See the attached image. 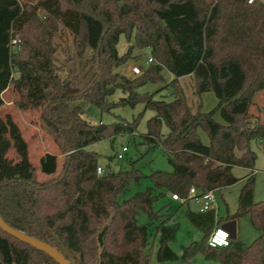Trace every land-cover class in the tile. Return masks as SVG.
Instances as JSON below:
<instances>
[{
  "label": "trees",
  "instance_id": "trees-1",
  "mask_svg": "<svg viewBox=\"0 0 264 264\" xmlns=\"http://www.w3.org/2000/svg\"><path fill=\"white\" fill-rule=\"evenodd\" d=\"M60 24L93 52L96 71L83 88L67 90L60 75L53 43ZM122 34L129 40L134 35L136 46L153 58L134 78L115 71L132 56V46L118 54ZM165 68L175 76L169 83L172 100L138 91L163 81ZM185 75L194 76L198 93L214 92L218 103L212 110L190 106L179 85ZM119 77L123 83H116ZM117 87L128 95L110 101ZM8 88L18 94L21 110H40V126L65 155L59 172L53 152L35 165L19 124L0 112V215L8 224L57 247L72 264H150L151 229L158 236V261L178 260L171 242L179 224L154 203L167 191L185 197L192 186L206 191L233 185L240 178L232 169L242 166L252 172L227 219L248 217L260 235L250 243L238 237L226 247H212L207 239L218 221L215 210L189 208L186 216L203 238L184 246L181 258L202 253L221 264H264V200L254 199L257 154L251 147L264 140V122L250 112L255 94L264 89V0H0V111ZM76 100L102 112L138 103L155 110L142 142L149 149L162 147L173 169L152 170V185L119 200L146 174L134 163L120 171L107 165L98 174L100 153L88 146L134 134L140 114L99 131L81 106L71 105ZM11 149L16 157L9 155ZM39 170L51 177L40 180ZM140 211L148 214V223L138 222ZM0 264L59 263L0 227Z\"/></svg>",
  "mask_w": 264,
  "mask_h": 264
},
{
  "label": "rangeland",
  "instance_id": "rangeland-1",
  "mask_svg": "<svg viewBox=\"0 0 264 264\" xmlns=\"http://www.w3.org/2000/svg\"><path fill=\"white\" fill-rule=\"evenodd\" d=\"M53 43L56 46V61L63 68L60 72L62 78L66 79L67 90L77 87H85L91 80V76L96 71L93 62V52L85 44L75 39L73 34L62 24L59 25V30L53 37ZM132 46L131 58L123 64L117 66L115 71L121 76L134 78L136 75L132 71L134 65H140L145 69L148 65V57L151 55L149 50L140 49L135 44L134 35L129 40L125 34L120 36L117 44L119 55L127 52ZM164 80L160 82H149L138 89L139 92L156 93V99H165L167 101L174 98V88L169 84L175 78L174 74L168 69L162 71ZM15 75L17 73L15 72ZM122 79V78H118ZM76 84V86L74 85ZM179 85L182 87L184 95L190 106L193 109L197 108L200 103L203 111L212 110L218 103V98L213 91L198 93L196 90V82L193 75H185L179 78ZM159 90V91H158ZM259 99L255 100L250 107V112L254 115V120L264 122V89L258 91ZM257 92V93H258ZM256 93V94H257ZM255 94V95H256ZM121 87H117L112 95L108 98L110 101L118 102L122 97L127 96ZM255 98V96H254ZM4 106L1 108V115L5 117L10 114L22 129L23 135L26 138L31 161L38 165V160L41 153L53 152L57 154L58 171L64 162L65 155L61 153L54 139L49 136L39 124L40 110L22 111L19 109L17 101L18 94L11 90L3 93ZM71 105H79L83 109V117L95 125L112 124L120 118L128 121H133L139 114L137 128L134 134L119 133L103 140L94 142L88 146V149L100 153L99 164L106 170L107 165L112 171H120L131 168L132 164L139 168L146 176L142 177L138 182H131L128 189L119 196V200H124L135 194L137 191L144 190L147 186L152 185L149 174L152 170L160 169L171 171L172 165L168 160V156L162 147L158 146L149 149L147 144L142 142V135L148 131V120L155 115V110L151 108L145 109L143 103H138L135 107L131 105H118L111 112H102L99 107L86 102L85 100L72 101ZM216 119L222 121L220 113L215 115ZM168 127L165 122L162 123L161 133L166 134ZM203 140L208 139L206 134H203ZM123 146H127L128 150L124 152L123 158H118V153ZM252 149L256 152L257 158L255 162V192L254 198L256 201L264 200V140H254L251 142ZM9 155L16 157L13 149ZM235 171L238 176H242L247 171L244 167H236ZM48 175L38 171L40 180H44ZM242 186V181L231 185L223 190H217V203L220 209L217 213L224 214L227 208L230 210L237 208L238 196ZM222 193L223 195H220ZM171 192H165V195L160 196L154 203V209H162L165 216L170 215V222L179 224L178 235L171 242V247L180 255L178 260L160 262L156 257L158 248V240L153 229H151L150 243L147 252L150 254V264H221L219 260L208 259L202 253H197L189 261L181 258L183 246L191 241H200L203 238V232L196 227L186 216V211L189 205L182 204L179 201L172 200ZM193 204L192 201H189ZM195 203V202H194ZM197 205V204H196ZM195 208V207H194ZM237 210V209H236ZM150 221L148 214L145 211H140L138 214L139 223H148ZM244 236L247 239L253 238L257 230L248 218L243 219Z\"/></svg>",
  "mask_w": 264,
  "mask_h": 264
},
{
  "label": "built area",
  "instance_id": "built-area-1",
  "mask_svg": "<svg viewBox=\"0 0 264 264\" xmlns=\"http://www.w3.org/2000/svg\"><path fill=\"white\" fill-rule=\"evenodd\" d=\"M253 0H248V2H252ZM14 43L18 42V39L15 38L13 40ZM153 60L151 55L148 57L147 62L150 63ZM132 71L134 74H140L142 72V67L140 65H134L132 67ZM128 150L127 146H123L122 150L118 153V158H123L124 152ZM97 173L103 174L104 169L100 165L97 167ZM216 189H210L206 191H201L195 186H192L187 196L183 197L179 194H172V199L181 201V202H187V201H194L197 206L195 210L197 211H208L211 209L217 210V193ZM231 233L226 228L222 227L221 225L215 226L212 231L209 234V237L207 239L208 245L212 247H226L230 245L231 243Z\"/></svg>",
  "mask_w": 264,
  "mask_h": 264
},
{
  "label": "water",
  "instance_id": "water-1",
  "mask_svg": "<svg viewBox=\"0 0 264 264\" xmlns=\"http://www.w3.org/2000/svg\"><path fill=\"white\" fill-rule=\"evenodd\" d=\"M116 83H123L122 79H117ZM104 128V124L98 126V130L101 131ZM0 227L10 235L18 238L19 240L28 243L29 245L46 252L51 257H53L59 264H72V262L55 246L52 244L39 239L35 236L29 235L22 232L21 230L8 224L3 217L0 215ZM231 233V240L234 241L237 238L236 232V222L235 220H230L222 225Z\"/></svg>",
  "mask_w": 264,
  "mask_h": 264
},
{
  "label": "crops",
  "instance_id": "crops-1",
  "mask_svg": "<svg viewBox=\"0 0 264 264\" xmlns=\"http://www.w3.org/2000/svg\"><path fill=\"white\" fill-rule=\"evenodd\" d=\"M7 90H11L10 88H8V89H6L3 93H5V92H7ZM207 92V91H206ZM259 95V92L255 95V98L253 99V104H254V102H255V100H257V99H259L260 97L258 96ZM252 104V105H253ZM251 105V106H252ZM4 106V104L2 105V107ZM1 107V108H2ZM20 109V108H19ZM23 111V110H22ZM203 134H206V133H204V132H201V136H202V139H203ZM207 135V134H206ZM208 137V136H207ZM263 139H261V140H259V141H262ZM204 141V140H203ZM205 142V141H204ZM209 142V138L206 140V142L205 143H208ZM42 155H44V153L42 152L41 153V155H40V158H41V156ZM40 158H39V160H40ZM39 160H38V164H39ZM237 166H234L233 167V169H232V171H233V173L237 176V177H239L240 178V180L238 181V182H240V181H242V186H243V184L245 183V181H246V179H247V177H248V175L252 172V170L250 169V168H246V167H244V168H246L247 169V171L248 172H246L245 174H243L242 176H238V174H237V172L235 171V168H236ZM238 167H242V166H238ZM256 171V168L254 169V172ZM45 174V173H44ZM46 175H48V174H46ZM49 177H51L50 175H48L45 179H47V178H49ZM238 182H236V183H238ZM231 186V185H230ZM230 186H227V187H230ZM241 186V187H242ZM227 187H225V188H227ZM225 188H222V189H220V190H223V189H225ZM241 190V189H240ZM220 195H223L222 193H220ZM255 199V198H254ZM175 201V200H174ZM177 201V200H176ZM256 201V200H255ZM180 203H182V204H188L189 205V208L190 209H192V210H194V211H197V210H195V208H196V203H194V201H192L193 202V204H191L189 201H187V202H181V201H179ZM257 202V201H256ZM195 207V208H194ZM238 207V206H237ZM188 208V209H189ZM218 209H220L219 207H218V203H217V210ZM236 209L237 208H235V209H232V210H230L229 208H227V211L224 213V214H220V213H217V210H215V212H216V214H217V222H216V225L215 226H217V225H223L224 223H226V222H228V221H230V220H235V222H236V232H237V238L239 237L240 239H242L243 241H245V242H247V243H250V242H252L253 240H255L259 235H260V233L257 231L256 232V234H255V236H253V238H251V239H247L245 236H244V230H243V219L244 218H248V217H241V218H233V219H227V217H228V215L229 214H233V213H235L236 212ZM249 219V218H248ZM250 220V219H249ZM251 222V221H250ZM252 224V223H251ZM214 226V227H215ZM177 235H178V233H177ZM236 238V239H237ZM156 239L158 240V236H156ZM191 242H193V241H191ZM190 242V243H191ZM189 243V244H190ZM189 244H186V245H184V246H187V245H189ZM183 246V247H184Z\"/></svg>",
  "mask_w": 264,
  "mask_h": 264
}]
</instances>
